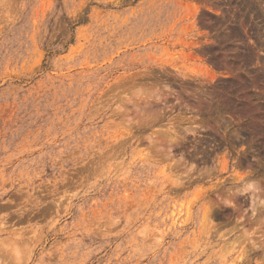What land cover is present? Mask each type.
I'll list each match as a JSON object with an SVG mask.
<instances>
[{
    "label": "rangeland",
    "instance_id": "rangeland-1",
    "mask_svg": "<svg viewBox=\"0 0 264 264\" xmlns=\"http://www.w3.org/2000/svg\"><path fill=\"white\" fill-rule=\"evenodd\" d=\"M0 264H264V0H0Z\"/></svg>",
    "mask_w": 264,
    "mask_h": 264
},
{
    "label": "bare ground",
    "instance_id": "bare-ground-1",
    "mask_svg": "<svg viewBox=\"0 0 264 264\" xmlns=\"http://www.w3.org/2000/svg\"><path fill=\"white\" fill-rule=\"evenodd\" d=\"M258 186V185H257ZM262 204V203H261Z\"/></svg>",
    "mask_w": 264,
    "mask_h": 264
}]
</instances>
